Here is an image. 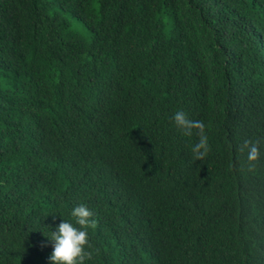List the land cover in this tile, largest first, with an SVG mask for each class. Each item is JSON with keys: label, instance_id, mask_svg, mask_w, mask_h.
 <instances>
[{"label": "trees", "instance_id": "1", "mask_svg": "<svg viewBox=\"0 0 264 264\" xmlns=\"http://www.w3.org/2000/svg\"><path fill=\"white\" fill-rule=\"evenodd\" d=\"M78 204L84 264H264V0H0V264Z\"/></svg>", "mask_w": 264, "mask_h": 264}, {"label": "clouds", "instance_id": "2", "mask_svg": "<svg viewBox=\"0 0 264 264\" xmlns=\"http://www.w3.org/2000/svg\"><path fill=\"white\" fill-rule=\"evenodd\" d=\"M175 127L184 135H191L193 129L199 133L198 140L191 148L195 159H202L210 150L208 137L205 134V124L200 120L190 119L183 109H177L171 116ZM256 149L253 146L249 155H255ZM69 215L74 218L63 219L51 230L39 228L42 234L52 244V251L49 256L51 264H84L91 260L95 250L89 246L88 230L95 225L92 218V210L85 204H78L71 208Z\"/></svg>", "mask_w": 264, "mask_h": 264}, {"label": "rangeland", "instance_id": "3", "mask_svg": "<svg viewBox=\"0 0 264 264\" xmlns=\"http://www.w3.org/2000/svg\"><path fill=\"white\" fill-rule=\"evenodd\" d=\"M71 24L73 29L79 32L86 40L90 39L89 32L85 29V27L78 21L71 19Z\"/></svg>", "mask_w": 264, "mask_h": 264}]
</instances>
